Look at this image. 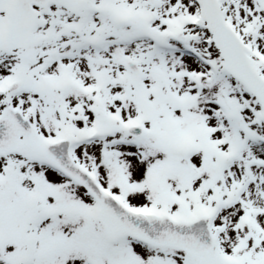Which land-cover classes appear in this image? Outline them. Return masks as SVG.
Here are the masks:
<instances>
[{
	"label": "snow or ice",
	"instance_id": "snow-or-ice-1",
	"mask_svg": "<svg viewBox=\"0 0 264 264\" xmlns=\"http://www.w3.org/2000/svg\"><path fill=\"white\" fill-rule=\"evenodd\" d=\"M0 264H264V0H0Z\"/></svg>",
	"mask_w": 264,
	"mask_h": 264
}]
</instances>
